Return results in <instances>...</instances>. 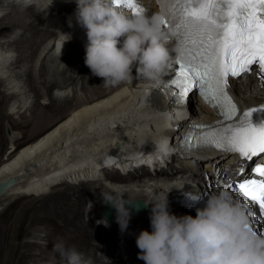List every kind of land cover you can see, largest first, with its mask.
<instances>
[{"label":"bare ground","instance_id":"bare-ground-1","mask_svg":"<svg viewBox=\"0 0 264 264\" xmlns=\"http://www.w3.org/2000/svg\"><path fill=\"white\" fill-rule=\"evenodd\" d=\"M74 1L0 0V123L25 114L27 120L12 126L29 132V141L16 150L24 133L13 131L2 142L9 148L0 164V182L14 183L0 196V218L9 219L0 227V264H63L54 247L58 243L75 247L93 264L115 256L144 264L137 259L132 234L150 228L151 205L145 204L161 193L208 197L218 180L238 196L230 181L242 178L239 157L210 150L179 160L171 148L177 138L167 131L170 125H208L215 121L213 112L193 106L191 99L188 108L160 109L157 96L153 104L149 101L153 81L134 69L130 81L105 86L84 63L86 29L74 20L68 26ZM61 33L71 39L65 42ZM170 76L167 68L160 79ZM229 92L241 111L255 107L257 117L264 115L259 111L264 84L231 80ZM10 99L5 111L2 104ZM168 196L172 214L195 217ZM106 200L145 206L144 214L130 220V234L119 235L117 221L102 218ZM26 247L32 252L21 253Z\"/></svg>","mask_w":264,"mask_h":264},{"label":"clouds","instance_id":"clouds-1","mask_svg":"<svg viewBox=\"0 0 264 264\" xmlns=\"http://www.w3.org/2000/svg\"><path fill=\"white\" fill-rule=\"evenodd\" d=\"M75 3L68 26L73 27L74 20L86 29L84 63L105 86L130 81L133 69L156 81L171 66L175 34L163 29L160 16L132 15L114 7L112 0ZM61 34L65 42L71 39L70 34ZM167 196L161 193L145 204L151 205V231L141 230L135 238L137 259L144 264H264V235L245 227L249 218L229 191L208 195L203 206L195 209V217L172 214ZM117 212V223L125 232L131 214L124 205ZM54 247L63 264H93L75 247L63 243Z\"/></svg>","mask_w":264,"mask_h":264},{"label":"snow or ice","instance_id":"snow-or-ice-1","mask_svg":"<svg viewBox=\"0 0 264 264\" xmlns=\"http://www.w3.org/2000/svg\"><path fill=\"white\" fill-rule=\"evenodd\" d=\"M116 7L143 15L134 0H113ZM166 17L162 25L175 34L179 72L174 80L181 95L198 88L205 103L218 108L220 125H194L185 142L191 147H214L238 153L245 160H264V120L254 124L256 108L238 115L237 104L229 95L230 77L244 73H264V0H163ZM187 56V61L184 57ZM255 66V67H253ZM264 112V109H260ZM259 118V117H257ZM208 129V130H205ZM253 175L245 173L233 186L259 209L264 217V163L254 161ZM249 218L246 228L256 229V213L249 203L240 204Z\"/></svg>","mask_w":264,"mask_h":264},{"label":"rangeland","instance_id":"rangeland-1","mask_svg":"<svg viewBox=\"0 0 264 264\" xmlns=\"http://www.w3.org/2000/svg\"><path fill=\"white\" fill-rule=\"evenodd\" d=\"M54 31V30H53ZM2 89V88H1ZM13 102V100H8V101H6L4 104H2V107L3 108H5V111H6V109H7V107L11 104ZM4 105V106H3ZM67 116V115H66ZM22 119L21 118H18L17 116H13L10 120L8 119H3L2 121L3 122H1L0 123V164L4 161V159H5V157L7 156V153H8V148H9V145H8V143L7 142H5V144H4V146H3V144H2V142H4L5 140H7V138L10 136L9 134H8V132H11V135H12V133H18L17 131H20V132H22V133H24L23 134V136H21L19 139H18V141H17V143L16 144H18L17 146H16V148H15V150L16 149H18V148H20L21 146H23L24 144H26L28 141H29V132H28V128L27 127H22L21 128V130H17V129H15L13 126H12V123L14 122V121H20L21 120V122H24L25 120H27V118H28V116L27 115H25V114H23L22 115ZM261 117H263L264 118V115H261ZM8 122H9V124H8ZM9 127H8V126ZM3 127V128H2ZM11 127H12V129H11ZM14 131V132H13ZM19 142V143H18ZM48 191V190H47ZM46 192V191H45ZM29 198H31V197H29ZM170 203H173V204H175L176 205V203H174V202H172L171 200H170ZM12 208V207H11ZM13 208H17V206L16 207H13ZM11 209V210H15V209ZM10 211V209L8 210V212ZM145 212V211H144ZM144 212H143V214H144ZM143 214H142V216H143ZM7 221H9V219L7 218V217H4V218H0V227H5L6 225H7ZM1 222H3V223H1ZM120 234H124V235H128V234H130V228H128L125 232H120ZM0 241H1V237H0ZM24 250V251H23ZM23 252L24 254H28L29 252H32V250H31V248H29V247H26L25 249H22V250H20V252ZM21 252V253H22ZM35 254V253H34Z\"/></svg>","mask_w":264,"mask_h":264},{"label":"water","instance_id":"water-1","mask_svg":"<svg viewBox=\"0 0 264 264\" xmlns=\"http://www.w3.org/2000/svg\"><path fill=\"white\" fill-rule=\"evenodd\" d=\"M11 135V132H8ZM14 181L8 179L5 182H0V196L13 185ZM129 210L131 214V219L136 218L141 215L144 211V205L139 201L121 202L116 200H106L101 211V216L106 222H116L117 221V210H121L122 206Z\"/></svg>","mask_w":264,"mask_h":264}]
</instances>
